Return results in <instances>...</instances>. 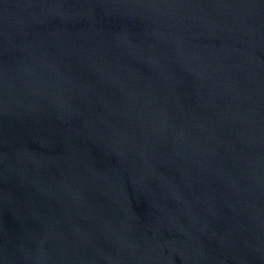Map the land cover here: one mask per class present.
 Here are the masks:
<instances>
[{
	"label": "water",
	"instance_id": "water-1",
	"mask_svg": "<svg viewBox=\"0 0 264 264\" xmlns=\"http://www.w3.org/2000/svg\"><path fill=\"white\" fill-rule=\"evenodd\" d=\"M0 264H264V0H0Z\"/></svg>",
	"mask_w": 264,
	"mask_h": 264
}]
</instances>
